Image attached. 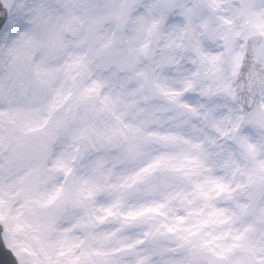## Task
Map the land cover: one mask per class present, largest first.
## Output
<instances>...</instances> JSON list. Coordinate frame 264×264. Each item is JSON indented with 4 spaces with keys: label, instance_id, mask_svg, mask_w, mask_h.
I'll return each instance as SVG.
<instances>
[{
    "label": "clouds",
    "instance_id": "9594fccd",
    "mask_svg": "<svg viewBox=\"0 0 264 264\" xmlns=\"http://www.w3.org/2000/svg\"><path fill=\"white\" fill-rule=\"evenodd\" d=\"M3 264H264V0H0Z\"/></svg>",
    "mask_w": 264,
    "mask_h": 264
},
{
    "label": "water",
    "instance_id": "95a60500",
    "mask_svg": "<svg viewBox=\"0 0 264 264\" xmlns=\"http://www.w3.org/2000/svg\"><path fill=\"white\" fill-rule=\"evenodd\" d=\"M4 259H5V254L3 251V245L2 242H0V264H3Z\"/></svg>",
    "mask_w": 264,
    "mask_h": 264
}]
</instances>
